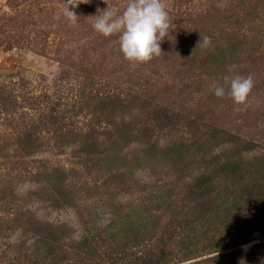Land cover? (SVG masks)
I'll use <instances>...</instances> for the list:
<instances>
[{"label": "rangeland", "instance_id": "374dc122", "mask_svg": "<svg viewBox=\"0 0 264 264\" xmlns=\"http://www.w3.org/2000/svg\"><path fill=\"white\" fill-rule=\"evenodd\" d=\"M105 2L80 4L73 26L62 15L56 19L64 0H0V264H143L159 256L157 240L117 254L96 236L104 238L113 217L92 197V185L106 188L91 162L98 152L87 154L86 145L104 149L111 131L150 129L146 142L125 149L127 168L145 143L160 151L180 141L192 146L190 173L199 171V148L222 159L264 162V0H164L171 27L163 54L136 68L124 59L118 36L105 38L93 28L97 9L122 11L127 0ZM226 47L222 62L208 59ZM232 75L254 80L239 111L231 98L214 94ZM89 130L95 132L85 138ZM137 161L125 184L116 183L122 187L116 210L147 199L151 183L175 179L171 166ZM54 169L66 173L67 193L87 200H58L45 178ZM83 236L98 241L104 260L89 261L76 249ZM217 254H177L166 264H214L209 259Z\"/></svg>", "mask_w": 264, "mask_h": 264}, {"label": "trees", "instance_id": "16d2710c", "mask_svg": "<svg viewBox=\"0 0 264 264\" xmlns=\"http://www.w3.org/2000/svg\"><path fill=\"white\" fill-rule=\"evenodd\" d=\"M227 50L226 47L221 55L212 53L208 59L222 62ZM147 129L140 135L141 131L127 127L111 131L103 151L97 148L98 143L86 145L91 148L87 154L98 152L91 162L96 172L104 175L101 185L106 188L101 191V186L92 185V197L98 196L96 200L102 203L101 208L113 217L103 233L104 238L100 236L102 234L96 235L98 240L105 241L117 254L126 252L128 246L138 247L144 241H160L159 256L146 259L143 264H166V258L172 255L186 258L210 251L218 253L209 259L214 264H264V162H258L257 158L249 162L239 157L222 159L220 155L211 156L214 152L211 148H199L194 151V155L201 158L198 160L201 164L197 165L199 171L190 173L188 165L193 159L187 151L192 146L180 141L160 151L154 144L145 143L146 146L139 150V157L127 168L125 149L139 139L146 142L144 134L150 130ZM67 132H64L65 138ZM93 132L89 130L84 137L89 138ZM207 141L211 142V139L200 145ZM139 158L156 169L171 166L176 171L172 181L178 183L165 182L155 186L151 183L147 199H140L141 202L138 199L128 209L119 207L116 210L120 205L116 199L118 189H122L116 183L125 184V176H132L140 164ZM48 175L45 178L50 192L64 205L87 200L76 193H67L69 186L64 171L54 169ZM107 183L115 184V190H107L110 187ZM58 190L63 192V198L56 194ZM252 207L258 211L253 213ZM92 240L93 237L83 236L76 249L89 261L104 260L105 255L99 253L94 244L98 241Z\"/></svg>", "mask_w": 264, "mask_h": 264}, {"label": "clouds", "instance_id": "9594fccd", "mask_svg": "<svg viewBox=\"0 0 264 264\" xmlns=\"http://www.w3.org/2000/svg\"><path fill=\"white\" fill-rule=\"evenodd\" d=\"M88 3L89 0H64L56 19L62 15L70 25L76 26L80 17L74 10L80 4ZM97 12L98 15L91 17L94 18V30L105 38L118 36L120 51L132 68L147 64L163 54L161 43L168 37L171 27L164 0H127L122 11L108 6L105 11L97 9ZM202 44L210 46L211 38L205 36ZM223 79L224 84L214 88L215 96L231 98L236 110H241L248 104L254 88L253 77L232 75Z\"/></svg>", "mask_w": 264, "mask_h": 264}]
</instances>
